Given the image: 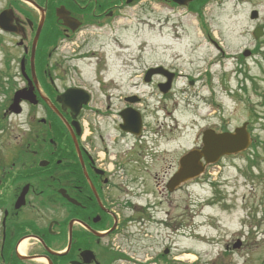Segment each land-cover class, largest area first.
<instances>
[{
  "label": "flooded vegetation",
  "instance_id": "af4514ba",
  "mask_svg": "<svg viewBox=\"0 0 264 264\" xmlns=\"http://www.w3.org/2000/svg\"><path fill=\"white\" fill-rule=\"evenodd\" d=\"M144 1L195 17L214 3H246L0 0V264H197L184 259L194 249L183 233L196 230L183 219V190L244 152L213 165L202 157L201 174L185 181L183 157L202 149L205 132L246 124L252 136V125L199 127L195 102L213 112L202 121L223 110L208 86L211 63L199 71L167 60L162 44L135 55L132 29L117 26ZM200 34L225 57L213 33ZM209 240L193 238L221 242L223 259L232 253L229 242Z\"/></svg>",
  "mask_w": 264,
  "mask_h": 264
},
{
  "label": "rangeland",
  "instance_id": "374dc122",
  "mask_svg": "<svg viewBox=\"0 0 264 264\" xmlns=\"http://www.w3.org/2000/svg\"><path fill=\"white\" fill-rule=\"evenodd\" d=\"M158 7L155 2L144 1L128 10L125 25L117 26L118 33L132 29L135 55L143 46L154 49L158 47L155 44H162L167 60L190 61L199 71L211 63L208 70L213 78L208 86L214 91L212 100L221 102L223 110L219 114L217 111L215 118L202 121L201 118H211L209 113L213 112L201 100L195 102L199 127L221 123L223 119L233 129L250 121L253 140L257 141L250 151L224 159L209 169L205 179L183 190V219L195 221L196 230L183 233L192 238L183 246L192 245L194 249L184 259L190 262L197 257V264L228 260L229 264H264V34L258 40L252 36L256 23L264 26V0H246L237 6L214 3L199 18L170 15ZM252 9L258 11L256 20L249 18ZM202 27L220 41L225 57L204 40ZM161 36L167 38L163 43ZM244 49L256 51L241 57ZM189 114L195 115L191 111ZM182 148L187 150L185 142ZM205 237L213 242H229L232 253L223 259L219 255L224 248L221 242L202 245L193 241L195 238L202 243L208 240ZM237 239L243 243L240 250L236 248L238 244H233Z\"/></svg>",
  "mask_w": 264,
  "mask_h": 264
},
{
  "label": "water",
  "instance_id": "95a60500",
  "mask_svg": "<svg viewBox=\"0 0 264 264\" xmlns=\"http://www.w3.org/2000/svg\"><path fill=\"white\" fill-rule=\"evenodd\" d=\"M191 0H174L179 5H185ZM258 17L257 12L253 11L250 19L254 20ZM263 34L262 28L258 27L253 32L254 39H259ZM245 56L249 52L244 53ZM21 92L15 93L14 102H18L21 98ZM246 126L234 130L233 133L214 134V132H205L203 137V147L199 151H192L185 155L182 160V181H185L194 176H198L202 172V168L198 165L197 161L204 158L206 164L212 165L222 156L235 155L246 150L250 145V137L246 131ZM180 176V175H179Z\"/></svg>",
  "mask_w": 264,
  "mask_h": 264
}]
</instances>
